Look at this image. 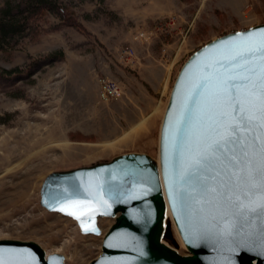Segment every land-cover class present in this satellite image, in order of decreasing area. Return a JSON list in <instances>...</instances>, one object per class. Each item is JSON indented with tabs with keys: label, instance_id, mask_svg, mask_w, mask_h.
I'll list each match as a JSON object with an SVG mask.
<instances>
[{
	"label": "rangeland",
	"instance_id": "obj_1",
	"mask_svg": "<svg viewBox=\"0 0 264 264\" xmlns=\"http://www.w3.org/2000/svg\"><path fill=\"white\" fill-rule=\"evenodd\" d=\"M60 2L65 19L39 15L31 34L0 52V68L27 73L0 82V239L33 241L46 255H64V264H88L100 253L101 236L83 235L74 220L41 207L43 179L125 153L157 158L181 65L207 42L264 23V0ZM123 48L132 56H122ZM103 77L120 85V98L98 99ZM112 223L98 219L102 233ZM162 241L186 254L169 217Z\"/></svg>",
	"mask_w": 264,
	"mask_h": 264
},
{
	"label": "water",
	"instance_id": "obj_2",
	"mask_svg": "<svg viewBox=\"0 0 264 264\" xmlns=\"http://www.w3.org/2000/svg\"><path fill=\"white\" fill-rule=\"evenodd\" d=\"M261 33L264 23L223 34L184 61L161 118L157 158L125 153L45 176L39 190L40 206L74 220L83 235L101 236L100 253L88 264H264L256 238L244 241L251 250L234 254L240 237L221 235L219 227L211 231L191 228L176 204L173 182V142L178 129L184 127L182 117L189 108L196 107L187 99L192 83L201 73L215 74L216 70L223 72L231 67L224 57L230 54L232 45L244 40L259 41ZM77 202L79 207L75 206ZM168 217L186 254L162 241ZM99 218L113 219L103 233L98 227ZM82 224L90 230H83ZM0 259L7 264H64L65 257L60 253L46 255L33 241L0 239Z\"/></svg>",
	"mask_w": 264,
	"mask_h": 264
},
{
	"label": "snow or ice",
	"instance_id": "obj_3",
	"mask_svg": "<svg viewBox=\"0 0 264 264\" xmlns=\"http://www.w3.org/2000/svg\"><path fill=\"white\" fill-rule=\"evenodd\" d=\"M229 51L231 67L201 73L188 91L196 107L173 142L175 199L191 228L240 237L234 254L256 238L264 254V33Z\"/></svg>",
	"mask_w": 264,
	"mask_h": 264
},
{
	"label": "trees",
	"instance_id": "obj_4",
	"mask_svg": "<svg viewBox=\"0 0 264 264\" xmlns=\"http://www.w3.org/2000/svg\"><path fill=\"white\" fill-rule=\"evenodd\" d=\"M66 6L60 0H6L0 6V52L11 48L21 38L34 31L33 22L44 13H52L59 18L65 15ZM65 19V18H63ZM60 52L48 56L40 66L53 62ZM15 67L10 70L0 68V82L12 79L21 80L25 76L22 70ZM30 69V68H29Z\"/></svg>",
	"mask_w": 264,
	"mask_h": 264
},
{
	"label": "built area",
	"instance_id": "obj_5",
	"mask_svg": "<svg viewBox=\"0 0 264 264\" xmlns=\"http://www.w3.org/2000/svg\"><path fill=\"white\" fill-rule=\"evenodd\" d=\"M139 39H148V36L144 32L138 33L137 36ZM121 55L124 57H131L132 50L129 48H123L121 50ZM123 91L120 85L108 78L99 79V88H98V99L100 101L115 100L122 96Z\"/></svg>",
	"mask_w": 264,
	"mask_h": 264
},
{
	"label": "bare ground",
	"instance_id": "obj_6",
	"mask_svg": "<svg viewBox=\"0 0 264 264\" xmlns=\"http://www.w3.org/2000/svg\"><path fill=\"white\" fill-rule=\"evenodd\" d=\"M30 131H31V130H30ZM31 132H32V131H31ZM31 135H32V134H31ZM34 135H35V134H34ZM32 136H33V135H32ZM33 137H34V136H33ZM26 138H27V137H26ZM26 138H25V140H27ZM29 138H30V137H29ZM29 138H28V139H29ZM31 138H32V137H31ZM25 140H24V141H25ZM28 141H29V140H28ZM28 141H27V145H28ZM41 141H42V140H41ZM41 141L38 140L37 142H41ZM31 142H32V140H31ZM35 142H36V140H35ZM37 142H36V144H37V146H38L39 143H37ZM42 142H43V141H42ZM40 144H41V143H40ZM39 146H40V145H39ZM39 146H38V147H39ZM29 147H30V146H29ZM26 148H27V147H26ZM27 149H28V148H27ZM27 149H26V150H27ZM35 149H36V148H35ZM6 151H7V150H6ZM24 151H25V150H24ZM25 152H26V151H25ZM29 152H31V151H29ZM22 153H24V152H22ZM28 155H29V154H28ZM2 156H3V155H2ZM2 156H1V157H2ZM29 156H30V155H29ZM9 157L12 158L11 156H9ZM10 158H9V159H10ZM3 159H6V158H3ZM10 160H11V159H10ZM3 161H4V160H3ZM8 161H9V160H8ZM10 162H11V161H10ZM5 166H6V165H5ZM33 185H34V184H33ZM1 203H2V202H1ZM1 203H0V204H1ZM1 205H2V204H1ZM2 207H3V206H2ZM3 214H4V213H3Z\"/></svg>",
	"mask_w": 264,
	"mask_h": 264
}]
</instances>
